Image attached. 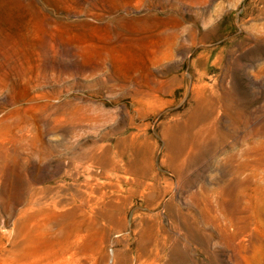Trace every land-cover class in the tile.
Returning a JSON list of instances; mask_svg holds the SVG:
<instances>
[{"label": "rangeland", "instance_id": "rangeland-1", "mask_svg": "<svg viewBox=\"0 0 264 264\" xmlns=\"http://www.w3.org/2000/svg\"><path fill=\"white\" fill-rule=\"evenodd\" d=\"M59 263L264 264V0H0V264Z\"/></svg>", "mask_w": 264, "mask_h": 264}, {"label": "bare ground", "instance_id": "bare-ground-1", "mask_svg": "<svg viewBox=\"0 0 264 264\" xmlns=\"http://www.w3.org/2000/svg\"><path fill=\"white\" fill-rule=\"evenodd\" d=\"M68 248H69V247H68ZM62 250H63V249H62ZM68 250H70V249H67V251H68ZM65 251H66V250H65ZM65 253H66V252H64V254H65ZM61 256H62V255H61ZM63 256H66V255H63ZM63 256H62V257H63ZM63 259H64V258H63ZM59 262H60V261H59ZM60 263H61V262H60ZM60 263H59V264H60ZM63 263H64V262H63Z\"/></svg>", "mask_w": 264, "mask_h": 264}]
</instances>
